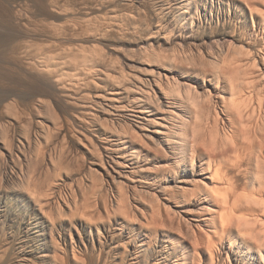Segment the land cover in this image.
<instances>
[{
  "label": "bare ground",
  "instance_id": "6f19581e",
  "mask_svg": "<svg viewBox=\"0 0 264 264\" xmlns=\"http://www.w3.org/2000/svg\"><path fill=\"white\" fill-rule=\"evenodd\" d=\"M83 1L0 4V264H264V0Z\"/></svg>",
  "mask_w": 264,
  "mask_h": 264
},
{
  "label": "rangeland",
  "instance_id": "374dc122",
  "mask_svg": "<svg viewBox=\"0 0 264 264\" xmlns=\"http://www.w3.org/2000/svg\"><path fill=\"white\" fill-rule=\"evenodd\" d=\"M0 1H1L0 4H1V3L3 4L4 0H0ZM113 1H114V0H113ZM120 1H122L124 7H125L126 3H130V4H128V5H129V7H132V9L135 8L134 6H136V5L138 6V5H139V7L136 6V8L133 10L134 13H136L135 10H138L137 12H140L141 10L144 11L145 9H146V10H145L146 12H145V11H144V12L147 13V11H148L147 9H149L148 5L151 4V3H149L151 0H150V1H149V0H145V1H143V0H137V1L133 2L134 4L131 3V2H126V0H124V1H123V0H120ZM120 1H119V0H118V1L116 0V1H115L116 3L113 2V3H111V4H114V3H115L114 6H115V8L117 9V7L119 8V7L122 5V3H120ZM138 1H139V2H138ZM146 1H147V3H146ZM141 2H142L143 5L140 6ZM143 2H144V3H143ZM135 3H136V5H135ZM138 3H139V4H138ZM2 4H1V5H2ZM117 4H118V5H117ZM131 4L134 5V6H132ZM1 5H0V17L2 18V16L4 15V10H1V9H2V8H1ZM83 5H84V6H83L84 8H88V7H91V6H93V5H96V3L93 2L92 0H91V1H90V0H84V1H83ZM89 5H90V6H89ZM116 5H117V7H116ZM128 5H126L125 8L122 6V10H123L122 12H124L125 10H130V9H131V8H129V7H128L129 9L127 8ZM130 5H131V6H130ZM145 5H146L147 8L145 7ZM2 6H3V5H2ZM133 7H134V8H133ZM126 8H127V9H126ZM137 8H140V9H137ZM119 9L121 10V7H120ZM124 9H125V10H124ZM132 9H131V11H132ZM120 10H117V11H119V12L121 13ZM139 10H140V11H139ZM133 11H132V12H133ZM143 11L140 12V13H144ZM145 13H144V14H145ZM145 15H147V14H145ZM4 17H5V16H4ZM4 17H3L2 19L0 18V24H2V23L4 22V20L7 21V18H8V17H6V18H4ZM147 17H148V16H146V18H147ZM3 19H4V20H3ZM2 20H3V21H2ZM1 21H2V22H1ZM149 21L152 23V20H150L149 18H147L146 23L149 25L147 29H149V28L151 29V27L154 26L153 23H152V24H151V23L149 24ZM150 25H151V26H150ZM152 25H153V26H152ZM126 30H127V29H126ZM139 33H140V32H139ZM139 33H137L138 35L135 34V33H133V35L128 34V33H127V34H128V35H131L132 37H134L135 40L141 39V38H139V37H142V38H143V36L146 34V32H145V34H143V32H141L140 35H139ZM127 34H126V35H127ZM128 35H127V36H128ZM134 35H135V36H134ZM136 35H137V37H136ZM142 35H143V36H142ZM138 36H139V37H138ZM114 37H115V39H114ZM114 37L105 40L104 44L107 46V48H109V47H110V48H111V47H112V48H113V47H122V46L124 47L125 44H126L125 47L133 48L134 43H132L131 45H129V43H128L127 41H123V42H124V43H123L122 40H121V38L118 40V36H114ZM111 40H112V41H111ZM120 40H121V41H120ZM117 42H118V43H117ZM4 46H6V44H4V43H0V61H1L2 58L5 56V54L7 55L8 51H9V47H8V49H7V46H8V45H7L6 47H4ZM104 47H105V46H104ZM5 48H6V49H5ZM128 49H129V48H128ZM3 55H4V56H3ZM3 69H4V68H3ZM3 69H2L1 66H0V70L2 71ZM4 70H5V69H4ZM5 71H7V70H5ZM1 78H2V77H1ZM1 78H0V81H3V82H1L2 84H1V83H0V84L3 85V83H4V85H6V84H5L6 81H5V80H1ZM6 83H7V82H6ZM1 85H0V86H1ZM32 116H33V115H30V117H31V118H30V123H31V119H32V123L35 121V120H33V119H35V117H34V116L32 117ZM34 152H35V151H34ZM34 152H33V153H34ZM33 153H32V156H34V157L36 158V157H37V155H35L36 153H34V154H33ZM80 155H81V153H80ZM74 169L77 170L78 167H76V168H74ZM74 169H73V170H74ZM50 171H51V170H49V172H50ZM46 172H47V169L45 170V173H46ZM15 206L18 207L19 209H21V207H19V205H15ZM15 206H14V208H16ZM18 208H16V209H18Z\"/></svg>",
  "mask_w": 264,
  "mask_h": 264
}]
</instances>
